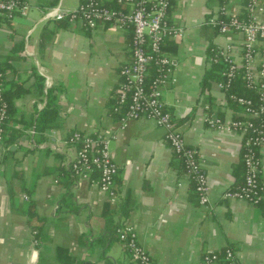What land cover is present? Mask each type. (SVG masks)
I'll use <instances>...</instances> for the list:
<instances>
[{"label":"crops","instance_id":"crops-1","mask_svg":"<svg viewBox=\"0 0 264 264\" xmlns=\"http://www.w3.org/2000/svg\"><path fill=\"white\" fill-rule=\"evenodd\" d=\"M64 1L25 0V15L0 17L5 87L25 90L14 99L9 122L18 137L0 144V264H125L128 251L114 233L123 224L134 228L154 264H199L205 253L226 247L235 252L237 264H264V146L259 150L261 203L223 199L243 179L242 137L204 122L206 106L224 121L242 112L217 82L202 90L212 69L208 48L221 39L211 35L205 21L225 1L171 0L167 20L183 27L185 35L162 46L176 78L163 100L207 175L206 207L176 168L163 129L138 119L120 130L113 108L118 70L131 61V28L104 24L86 30L76 22L44 18L46 7L75 8L80 0ZM227 2L243 14L242 0ZM226 40L238 45L237 37ZM50 99L56 127L39 131ZM74 132L116 135L109 145L118 169L114 202L94 183L70 173L75 150L65 141ZM33 227L39 229L37 241Z\"/></svg>","mask_w":264,"mask_h":264},{"label":"built area","instance_id":"built-area-1","mask_svg":"<svg viewBox=\"0 0 264 264\" xmlns=\"http://www.w3.org/2000/svg\"><path fill=\"white\" fill-rule=\"evenodd\" d=\"M130 9L120 12L105 5L102 0H80L75 8L60 5L48 6L43 12L46 19L66 20L86 30L111 24L115 28H131V61L118 70V83L113 111L120 115V130L131 120L153 121L165 132V140L173 155L183 159L185 176L194 185L200 206L209 204L208 179L198 160L197 151L187 147L183 134L167 108L164 91L176 83L171 59L162 51L167 39H178L185 35L183 27L169 24L167 12L171 0H115ZM205 24L216 28L224 40L234 36L238 45L220 40L208 48L210 66L222 65L221 81L217 89L225 99L241 107V114L231 121H224L208 106L205 107L204 122L218 132L236 133L242 137L241 158L244 166L243 185L226 191L223 199H235L256 206L263 199L260 178L259 150L264 146V0H242V12L229 8L227 0ZM25 0H0V17L11 19L15 14L25 15ZM244 12L247 13L244 15ZM254 12H259V19ZM241 80L244 87L254 92L256 101L232 92L234 83ZM5 75L0 73V144L3 142L2 124L6 119V102L2 96ZM116 135H86L74 132L65 141L75 150L69 169L74 177L94 183L109 195L114 202V178L118 169L110 154V142ZM119 241L128 251L125 264H154L150 255L137 240L135 230L123 224L117 229ZM36 243V241H34ZM199 264H237L236 254L226 247L201 256Z\"/></svg>","mask_w":264,"mask_h":264},{"label":"trees","instance_id":"trees-1","mask_svg":"<svg viewBox=\"0 0 264 264\" xmlns=\"http://www.w3.org/2000/svg\"><path fill=\"white\" fill-rule=\"evenodd\" d=\"M115 3L116 4L112 5L111 7L114 8L116 11H120V12L126 11V9L123 7L124 4H118L117 2H115ZM210 29H212V32H211L212 36H214L215 34H218L216 28L210 27ZM3 70H4V68H3L2 64H0V73H3L4 72ZM222 70H223V66L222 65L212 66V69L209 71V73L207 75H205V77L203 78V81H202V90L204 92H206L208 90L209 82L211 80L215 81V82L221 81L220 73H221ZM3 85H4V89H3L2 96H3V98H4L5 102H6L7 107H6V119H5L4 123L2 124V128L4 130L3 142L2 143H3V145L8 146V145L14 143V141L18 137L17 131L14 130V129H11L9 127V122L14 116L13 101H14L15 98L21 96L25 92V90H20V88H16V87L13 88V89H11L10 87H5V83ZM232 92L236 93L238 96L251 98V99L256 101V97H255L254 92L247 90L244 87V85H243L241 80H237L234 83V86L232 88ZM50 102H52V99L49 100V106L46 107L47 109H45V111L41 115V118H40V121H39V125L37 126V129L39 131H44L46 129H51V128H55L56 127V124L54 123V119H53L54 116H55V112H54L52 106L50 107ZM174 158H175L176 164H177L176 168L180 171V173H184L185 174V163H184L183 159L178 158L175 155H174ZM241 164H242V167H243V179H242V182H240V184L238 186H236L235 188H233L231 190L238 189V188H240L243 185V182H244V166H243L242 158H241ZM259 181H260V178H259ZM192 190L194 192L195 198H198V195L195 192L193 183H192ZM107 213H111V212L108 211ZM117 229H118L117 227H116V229H114V233L116 234V236L118 238ZM33 233H34V238L37 241V239L40 238L39 237V234H40L39 233V229L33 227ZM118 240H119V238H118Z\"/></svg>","mask_w":264,"mask_h":264},{"label":"rangeland","instance_id":"rangeland-1","mask_svg":"<svg viewBox=\"0 0 264 264\" xmlns=\"http://www.w3.org/2000/svg\"><path fill=\"white\" fill-rule=\"evenodd\" d=\"M71 1L73 2L75 0H65L64 2L67 3V4H69V3H71Z\"/></svg>","mask_w":264,"mask_h":264}]
</instances>
